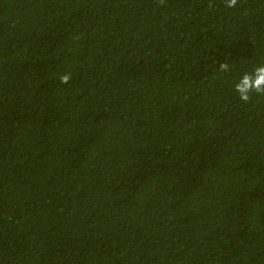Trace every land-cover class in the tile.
Segmentation results:
<instances>
[{"label":"trees","instance_id":"obj_1","mask_svg":"<svg viewBox=\"0 0 264 264\" xmlns=\"http://www.w3.org/2000/svg\"><path fill=\"white\" fill-rule=\"evenodd\" d=\"M261 63L264 0H0V264H264Z\"/></svg>","mask_w":264,"mask_h":264},{"label":"clouds","instance_id":"obj_2","mask_svg":"<svg viewBox=\"0 0 264 264\" xmlns=\"http://www.w3.org/2000/svg\"><path fill=\"white\" fill-rule=\"evenodd\" d=\"M238 2L239 0H225V5L234 8ZM158 3L163 6L166 0H158ZM219 70L230 72L231 67L228 63L222 62L219 64ZM71 78L70 73H65L60 76V81L62 84H68ZM234 91L245 104L251 102L254 95L264 96V63L255 66L251 71H245L235 82Z\"/></svg>","mask_w":264,"mask_h":264}]
</instances>
